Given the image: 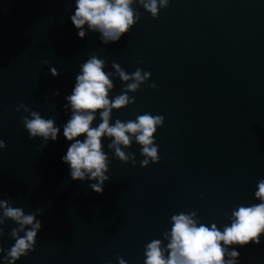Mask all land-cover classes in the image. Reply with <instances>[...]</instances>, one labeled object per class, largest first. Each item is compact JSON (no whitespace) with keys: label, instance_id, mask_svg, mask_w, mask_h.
Returning <instances> with one entry per match:
<instances>
[{"label":"water","instance_id":"95a60500","mask_svg":"<svg viewBox=\"0 0 264 264\" xmlns=\"http://www.w3.org/2000/svg\"><path fill=\"white\" fill-rule=\"evenodd\" d=\"M134 8L139 22L104 45L98 33L78 37L70 19L75 0H0V139L7 145L0 150V199L26 214L43 210L35 250L17 264H119L118 258L144 264L146 244L163 240L172 215L195 211L201 223L223 231L237 206L259 203L264 0H169L157 19ZM92 53L105 60L106 72L116 63L128 74L151 73L127 93L135 103L113 110L110 125L145 113L165 118L155 134L159 163L141 167V146L133 140L121 147L136 164H125L108 149L110 138L102 139L110 161L103 194L88 181H73L61 161L70 146L63 136L71 115L65 96ZM113 83L110 99L126 86L118 76ZM21 103L61 127L57 141L45 147L42 138L29 137L21 117L30 114L16 110ZM100 122L97 113L92 127ZM15 227L10 220L3 225L4 249L14 245ZM260 241L236 247L238 264H264V233Z\"/></svg>","mask_w":264,"mask_h":264},{"label":"clouds","instance_id":"9594fccd","mask_svg":"<svg viewBox=\"0 0 264 264\" xmlns=\"http://www.w3.org/2000/svg\"><path fill=\"white\" fill-rule=\"evenodd\" d=\"M136 4L157 19L160 10L168 7L169 0H75L74 14L70 19L80 39H84L89 32L98 33L99 40L108 45L119 42L139 22L140 14L134 8ZM105 67V60L92 53L80 66L71 94L65 96L67 103L63 105L65 111L71 110L70 118L63 125V136L70 146L61 161L68 165L73 181L90 182L89 187L97 194H103L104 185L110 179L106 175L110 161L102 139L110 138L108 149H114L115 157L121 162H131L133 166L136 164L135 154L126 153L121 145L129 148L135 140L141 146L144 157L141 167H147L150 163L160 162L155 134L164 125L165 119L162 115L145 113L135 120L122 122L116 119L110 125L113 110L135 103V97L127 93L137 92L150 79L151 73L137 68L128 74L116 63L111 65L114 72H106ZM50 74L58 77L60 72L51 67ZM116 76L126 86L122 89L123 94L110 99ZM149 87L155 89L157 86L153 83ZM59 95L58 89L52 93L53 97ZM21 109L30 114L21 117L30 138H42L45 147L49 142L57 141L61 127L53 119L44 118L23 103L16 110L19 112ZM97 113L102 122L92 127ZM6 147L4 140L0 139V150ZM254 197L259 203L237 206L231 212L230 225H224L223 231L215 223L210 227L201 223L196 219L195 211L172 215L171 229L162 233L163 240L153 239L146 244L144 264H238L240 253L236 247L253 243L259 245L264 233V178L258 181ZM42 214V209L26 214L23 208L13 207L11 199H0V237L4 235L6 221L18 225L9 232L15 240L14 245L9 249L0 246L4 264H17L21 257H27L35 250L38 233L43 228L42 221L38 219ZM163 241H168L166 246ZM118 259L119 264H127L123 258Z\"/></svg>","mask_w":264,"mask_h":264}]
</instances>
